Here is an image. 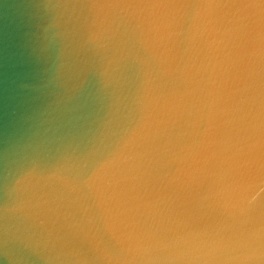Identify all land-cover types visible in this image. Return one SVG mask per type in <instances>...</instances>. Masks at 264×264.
I'll list each match as a JSON object with an SVG mask.
<instances>
[{
  "label": "clouds",
  "instance_id": "1",
  "mask_svg": "<svg viewBox=\"0 0 264 264\" xmlns=\"http://www.w3.org/2000/svg\"><path fill=\"white\" fill-rule=\"evenodd\" d=\"M0 264H264V0H0Z\"/></svg>",
  "mask_w": 264,
  "mask_h": 264
}]
</instances>
